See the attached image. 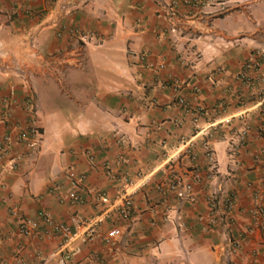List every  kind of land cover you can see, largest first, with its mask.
Segmentation results:
<instances>
[{
    "label": "crops",
    "instance_id": "1",
    "mask_svg": "<svg viewBox=\"0 0 264 264\" xmlns=\"http://www.w3.org/2000/svg\"><path fill=\"white\" fill-rule=\"evenodd\" d=\"M169 1L0 0V142L12 136L0 157V264H39L40 253L63 242L44 225L21 235V217L40 220L47 210L68 224L75 214L91 218L121 203L123 178L152 173L129 217L112 211L100 227L120 225L121 236L74 241L80 251L66 264H264V218L254 227L252 217L264 183V0H216L174 14ZM251 59L259 67L250 84L237 74ZM31 121L43 134L36 150L19 138ZM204 127L215 170L197 136ZM185 147L190 154L168 165L167 154ZM194 170L201 177L192 197L182 184L170 188ZM71 192L81 201L71 202ZM231 237L242 243L229 261L222 247Z\"/></svg>",
    "mask_w": 264,
    "mask_h": 264
},
{
    "label": "built area",
    "instance_id": "2",
    "mask_svg": "<svg viewBox=\"0 0 264 264\" xmlns=\"http://www.w3.org/2000/svg\"><path fill=\"white\" fill-rule=\"evenodd\" d=\"M216 0H170L168 4H166L167 10H169L170 14H174L178 11V9L181 6H187L189 8H206L208 6L214 5ZM217 4L219 5V9L223 10L225 9L226 2H219ZM261 55V54H260ZM151 67L154 64H149ZM259 67V63L257 60L251 59L249 61H246L243 65V68L241 71L237 74V78L247 82V83H253L254 82V76L251 75V71L255 70ZM175 87L179 88V85L176 83L174 85ZM178 102L180 104H184L187 107H189V104L187 101H185L184 98H179ZM27 107L30 110V118L33 119L35 112L38 110V102L34 97H30L26 101ZM188 109V108H187ZM190 110V108L188 109ZM193 114L195 115V119L197 120L199 118V115L201 113V110L198 109L196 111H193ZM7 116H10V112H8ZM261 127L264 130V109L260 111L259 114ZM30 119V120H31ZM226 121H230V118ZM210 134V130L206 127L201 128L197 134L200 139H202V146L205 148V155L209 163V167L212 170H215L217 168L216 160H215V152L213 148L209 145L208 136ZM19 138L23 142H25L32 150H36L39 145L43 141V134L40 130V128L34 123L30 122L29 126L25 128L24 130H20L19 132ZM126 141L124 136L120 137V142L124 143ZM12 144V136L11 134H6L4 138L0 142V157H4L7 154H9L10 147ZM240 149V145H234L231 147V151L233 154H236ZM191 149L189 147H185L184 149H176L165 157V160H168V165L170 166H176L177 163L180 162L182 157L184 155L190 154ZM93 158V157H91ZM9 167L11 169L16 168V162L11 160L9 162ZM107 171L109 175H112V170L110 168V165H106ZM71 177H74L75 174L73 172L70 173ZM201 177L199 170L193 171V178L186 182H181L178 179H174L171 183H169L170 188L174 189L177 188L180 184H182L186 190V195L188 197H192V190H193V181L199 180ZM155 179V173H152L150 175H141L140 179L138 181H132L128 177L123 178L122 185L120 189V198L121 203L114 205L115 209L110 210L107 208L106 210H103L101 212H98L94 214L91 218L84 219L81 218L80 215H73L72 221L73 224H68L65 222H59L57 221L54 216L47 210H41L40 220L39 219H33L30 217H21L19 221V228L18 232L21 235L24 236H30L34 234L38 229L41 228L42 225L45 226L46 232L50 235H56L60 236L63 240V242L56 247L54 250H51L47 254H39L40 257V263L39 264H49L51 261L54 262V264H66L68 259L73 255L80 251V246H72L74 241L78 240L82 243H92L97 240L104 241L108 244H113L119 236L122 234V228L120 225H114L110 228H108L105 232H102L100 227L105 222V220L109 217L110 213L112 211H117L118 214L122 218H128L131 210L133 208L134 203V196L145 186L151 185L154 182ZM262 180L264 181V167L262 169ZM51 192L57 191L59 193V190L56 186L51 188ZM263 193H264V183L261 185L260 189L254 193V209L252 210V217L254 219V227L261 224V220L264 218V205H263ZM61 196V195H60ZM99 199L106 200V193L99 192ZM73 203H77L81 201L80 196L78 194L71 192L68 196ZM211 205L213 207H216V200L215 198H210ZM227 210H231L234 206V200L233 198H228L226 203ZM75 226L76 228L72 227ZM45 230V229H44ZM250 231H254V228H250ZM241 237H231L228 238V241L226 245H224L223 248V257L226 260L231 261L230 257L237 254L240 247H241ZM264 257V252H263Z\"/></svg>",
    "mask_w": 264,
    "mask_h": 264
}]
</instances>
